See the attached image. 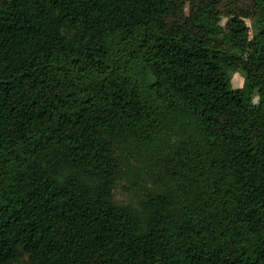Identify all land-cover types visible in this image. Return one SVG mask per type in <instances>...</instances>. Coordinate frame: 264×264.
Wrapping results in <instances>:
<instances>
[{
    "label": "trees",
    "instance_id": "1",
    "mask_svg": "<svg viewBox=\"0 0 264 264\" xmlns=\"http://www.w3.org/2000/svg\"><path fill=\"white\" fill-rule=\"evenodd\" d=\"M0 264H264V0H0Z\"/></svg>",
    "mask_w": 264,
    "mask_h": 264
},
{
    "label": "rangeland",
    "instance_id": "2",
    "mask_svg": "<svg viewBox=\"0 0 264 264\" xmlns=\"http://www.w3.org/2000/svg\"><path fill=\"white\" fill-rule=\"evenodd\" d=\"M224 2H227L228 0H223ZM226 17H222L221 23L224 24ZM246 24L249 26V33L252 34V26H251V19L244 18ZM243 83V77L239 72H234L231 74V85L232 87H239ZM256 101V98H254V102ZM123 181H118L114 187H113V195L114 198L119 201H129L131 200V194L124 189Z\"/></svg>",
    "mask_w": 264,
    "mask_h": 264
}]
</instances>
